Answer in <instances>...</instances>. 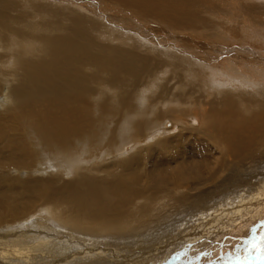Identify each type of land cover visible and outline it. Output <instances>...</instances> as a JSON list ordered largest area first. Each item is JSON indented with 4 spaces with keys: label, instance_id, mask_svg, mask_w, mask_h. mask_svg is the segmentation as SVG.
<instances>
[{
    "label": "bare ground",
    "instance_id": "obj_1",
    "mask_svg": "<svg viewBox=\"0 0 264 264\" xmlns=\"http://www.w3.org/2000/svg\"><path fill=\"white\" fill-rule=\"evenodd\" d=\"M220 3L0 0V239L26 245L0 248L6 262L67 264L47 244L62 240L167 264L198 227L187 264H264V186L200 222L236 189L222 179L264 178V36L250 20L253 40L211 36ZM97 114L116 125L100 141Z\"/></svg>",
    "mask_w": 264,
    "mask_h": 264
},
{
    "label": "rangeland",
    "instance_id": "obj_2",
    "mask_svg": "<svg viewBox=\"0 0 264 264\" xmlns=\"http://www.w3.org/2000/svg\"><path fill=\"white\" fill-rule=\"evenodd\" d=\"M227 1V0H226ZM225 0H221V6H220V11H218V7H216V6H214V10L212 11L213 13L212 14H210V16L211 17H213V19H214V22L216 23V26H217V28H216V26H215V30H212V31H214V33H215V35H211V30L210 31H208L207 33H209V35H211V36H213V37H217V35H219V37L221 38V39H227V38H229L230 37V39H232V40H234V41H236V43L234 42V44L233 45H235V46H237L238 44H239V41H242L243 40V38L244 37H249V34H251V32H249L248 33V31H246V28L245 27H242L243 25H245V24H250V23H248L249 22V20H250V22H252V23H254L253 25H261L259 28H258V31H255V34H254V32L252 33V34H254V35H257V34H261V37H263L264 36V32H261L262 30L264 31V3H260V1H257V0H234L235 2V7H234V9H233V13L231 14H227V13H225V12H228V9H226L227 7H226V2ZM250 4H253L255 7H257V10H256V15L255 14H251V11H248L247 9V6H250ZM223 6H225V10H223L224 8H223ZM221 12V13H220ZM225 13V14H224ZM215 14V15H214ZM227 15H229L230 17H231V19H230V17H228ZM218 16H220V17H218ZM235 16V17H234ZM239 16V17H238ZM227 17H228V19H227ZM234 17V18H233ZM243 18V19H242ZM232 19H235L234 20V22H233V20ZM240 19H242V20H240ZM225 20V21H224ZM228 20V21H227ZM246 20V21H245ZM221 22L222 24H220V23H218V22ZM245 21V23H243ZM232 22V23H231ZM247 22V23H246ZM234 23V24H233ZM263 24V25H262ZM242 25V26H241ZM220 27V29H222L221 31H220V29H219V31L220 32H218V28ZM243 28H245L244 30H243ZM260 28H261V30H260ZM216 31V32H215ZM228 34H227V33ZM256 32H259V33H256ZM223 34H225V36L223 35ZM248 34V35H247ZM221 35H223V38H222V36ZM235 36V37H234ZM251 36V35H250ZM253 36V35H252ZM249 37V39L251 38V40H253L255 37L253 36V37ZM225 37V38H224ZM264 38V37H263ZM238 40V41H237ZM249 41V40H248ZM221 42H223V41H221ZM245 44V43H244ZM245 45H247V41H246V44ZM224 62V61H223ZM223 65L224 64H222V63H219L218 65H217V67H216V69H218V70H220L222 67H223ZM224 69V68H223ZM142 103V104H141ZM140 104V106H142L143 105V107L142 108H147V107H149L150 105L148 104V103H146V101H144V102H141ZM146 103V104H145ZM145 104V105H144ZM97 113V112H96ZM98 118V119H97ZM95 120H93V125H94V129H93V131H95L93 134L94 135H96L97 137H100L99 138V141H100V139L101 138H103L105 135V133L106 134H108L109 132L111 133L112 132V130H113V128L114 127H116V125L115 124H112V125H109L110 124V120H108L106 117H103V116H101V115H96L95 116V118H94ZM136 119V120H135ZM137 119L138 118H133V119H131V121H132V123L131 122H129L130 124H126V125H123V124H120V126H119V128L117 129V130H122L123 128H124V132H123V134H121L120 135V137H121V142H119L118 144H116L117 146H123L122 148H117V146H114V148L116 149H119L120 151H122L123 149H124V146H126V145H124V142H126L125 144H129V143H131V142H134V141H130V140H128V138L133 134V132L134 131H132L133 130V124H134V122L135 121H137ZM99 120V121H98ZM104 121H106L104 124H103V122ZM102 124H101V123ZM100 123V125H98ZM107 124V125H106ZM102 126L101 128L100 127H98V126ZM104 125V126H103ZM110 127H109V126ZM124 126H126V127H124ZM129 126H130V128H129ZM98 127V128H97ZM107 128V129H105V128ZM127 128H129L128 130H126ZM96 129H103V130H99V131H97ZM131 130V131H130ZM109 131V132H108ZM102 132V133H101ZM130 132V133H129ZM96 133H98V134H96ZM104 133V134H103ZM132 133V134H131ZM126 134V135H125ZM129 134H131V135H129ZM100 135V136H99ZM102 136V137H101ZM128 137V138H127ZM83 143H84V141H82ZM81 142V143H82ZM77 143V142H76ZM79 143V142H78ZM102 144H103V142L101 143L100 142V146L102 147ZM103 146L105 147L106 145L105 144H103ZM136 146V145H135ZM135 146L132 148V149H134L135 148ZM119 150H117V151H119ZM86 152H85V157L87 158V157H89V155L91 154L90 153V151H89V147H87V149L85 150ZM40 154V155H39ZM38 154V157H37V161H39V159L41 160V158H42V152L41 153H39ZM91 167V166H90ZM262 169V170H261ZM259 170V169H258ZM261 171L262 172H264V167H261L260 168V170L259 171H257L258 173H261ZM264 176V175H263ZM251 177V178H250ZM250 177L248 178L249 180V182H247L246 181V183L244 182V180L242 179V178H240V177H233L231 180H224V179H222L221 181H220V183H221V187L223 186V187H230V188H234V186L236 185V183H237V185L235 186V190L234 191H232V192H230L227 196H226V198L222 201V202H220V204L218 205V207L217 208H215L212 212H211V214H209V215H206V217L203 219V220H201L200 222H203V221H205V220H207V219H211V220H214V221H217V220H220V219H218V218H216V217H214V215H215V213L217 212V211H219L227 202H229L232 198H234V197H236V196H240V195H244V194H246L248 191H250L253 187H257V186H264V178H262L261 180H259V181H257L255 178H257L256 177V174L254 173V174H251L250 175ZM252 177H254V178H252ZM238 182H237V181ZM231 181H232V183H231ZM236 181V182H235ZM239 181L240 182H243V185H239ZM257 181V182H256ZM225 183V185H223ZM234 183V184H233ZM251 183V184H250ZM232 184H233V186H232ZM225 192V191H224ZM223 192V193H224ZM176 205L172 208V207H170V210L172 211V212H174V210L176 209ZM221 218H222V216H221ZM183 219V218H182ZM200 222L198 223V224H200ZM198 226V225H197ZM174 227V228H173ZM171 229H180V227H175V226H172L171 227ZM200 231H201V229H199L198 227H196V229L193 231V232H191L189 235H188V237L186 238V239H184L183 241H182V243L173 251V253L171 254V256L169 257V260H168V263L167 264H187V262L189 261V258L191 257V255H192V251H191V248H192V243H191V241H190V239H191V236L194 234V233H196V234H198V233H200ZM47 244H49L50 245V250H52V251H58V252H60V254H75L74 256H72V257H70V259H69V262L67 263V264H116V263H112L109 259H107V258H104V257H88V255H87V253L85 252V251H82V250H80V251H77L76 249H74L75 247H72L71 245H69V244H67L65 241H62V240H54V241H51V242H49V243H47ZM46 244V245H47ZM18 245H20V243H19V241L18 240H14V241H8V240H5V239H0V248H4V249H6V248H9V247H12V246H18ZM20 246H22V245H20ZM23 247V246H22ZM25 247H26V245H25ZM25 247H23V248H25ZM81 252H84V253H86V255H80V256H78V254L79 253H81ZM218 255V256H217ZM220 255H221V253H217L216 254V256H214V257H216V260H214L215 258H212L213 260H214V263L215 264H218V262H221V260H220V258H218V257H220ZM26 257V259H24V260H20V261H13V262H6L5 261V259L1 256V254H0V262H6V264H55V263H53V262H51V260L50 259H44V260H39V261H35V260H33V259H31V258H29L30 257V255L27 253V254H23V256H22V258H25ZM211 257H213V256H209L208 257V259H210ZM211 259V260H212ZM220 261H219V260ZM230 259H232V258H230ZM204 260H206V259H202V262H201V264H204L206 261H204ZM229 262V260L228 259H225L224 260V263L225 264H227Z\"/></svg>",
    "mask_w": 264,
    "mask_h": 264
}]
</instances>
